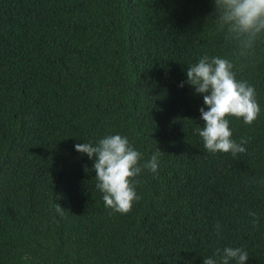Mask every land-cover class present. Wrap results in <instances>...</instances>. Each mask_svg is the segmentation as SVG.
Instances as JSON below:
<instances>
[{
  "label": "trees",
  "instance_id": "1",
  "mask_svg": "<svg viewBox=\"0 0 264 264\" xmlns=\"http://www.w3.org/2000/svg\"><path fill=\"white\" fill-rule=\"evenodd\" d=\"M236 52L214 0H0V264H202L225 247L264 264V40ZM203 55L257 93L252 125L229 117L251 138L235 157L204 148L203 96L179 86ZM115 134L141 165L162 152L127 214L74 148Z\"/></svg>",
  "mask_w": 264,
  "mask_h": 264
},
{
  "label": "clouds",
  "instance_id": "2",
  "mask_svg": "<svg viewBox=\"0 0 264 264\" xmlns=\"http://www.w3.org/2000/svg\"><path fill=\"white\" fill-rule=\"evenodd\" d=\"M216 10L217 31L225 34V39L234 42L236 55L248 58L254 55L258 40H264V0H214ZM233 60L220 56L203 55L198 62L188 66L187 80L184 83L192 86L196 94L203 96V104L207 107L199 109L204 125L198 128L203 146L212 153H230L232 156L243 154L250 137L241 138L239 143L232 136L229 117L243 120L245 125H252L260 115L261 108L257 101V93L246 80H238ZM78 153L86 154L89 159L95 157L93 169L97 180L96 187L103 193L106 207L121 214L132 210L134 202L140 197L136 192V179L142 169L157 173L159 149L150 160L141 165L142 154L120 134L108 135L100 139L95 146L92 143L74 145ZM86 171L88 169H85ZM55 211L63 216L65 210L54 204ZM251 223L255 227L259 217L250 212ZM217 234L220 226L217 225ZM216 256L204 258L202 264H245L249 258L247 251L239 247L217 249ZM27 259V258H26Z\"/></svg>",
  "mask_w": 264,
  "mask_h": 264
}]
</instances>
